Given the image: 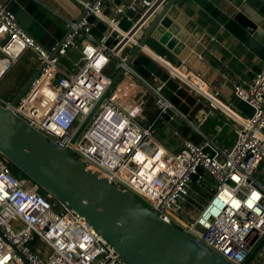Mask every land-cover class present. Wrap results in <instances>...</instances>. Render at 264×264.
<instances>
[{
    "label": "built area",
    "instance_id": "1",
    "mask_svg": "<svg viewBox=\"0 0 264 264\" xmlns=\"http://www.w3.org/2000/svg\"><path fill=\"white\" fill-rule=\"evenodd\" d=\"M14 1L0 0V82L28 51L37 56L38 75L16 106L14 100L2 96L0 106L13 111L100 178L123 192L130 191L204 247L232 264H245L264 237V179L257 175L259 168L264 171V64L251 80L234 85L235 95L253 110L243 118L218 99L202 75L188 69L183 72L170 61L160 60L172 76L188 83L193 95L239 122L229 148H219L193 125L189 116L162 94L163 84L150 83L128 65L124 78L75 137L128 59L125 48L138 43L142 27L134 25L122 37L118 35L114 48L107 46L111 33L119 30L117 16L130 9L140 13L141 19L149 18L168 0H130L117 6L116 16L110 18L104 8L113 0H79L83 16L70 21L65 41L51 49L42 47L19 25L10 10ZM91 15L109 24L98 41L93 23L88 21ZM71 49L78 50L82 60L75 72L61 65ZM113 57L122 61L116 63ZM112 64L116 66L113 72ZM144 90L155 95L158 111L149 124L142 122ZM168 108L190 121L202 141L186 139L177 152H171L156 137L158 121ZM173 133L180 134L178 130ZM39 188L25 173L16 176L0 150V264H24L21 254L29 264H128L85 217L50 192L39 194ZM35 235L48 254L34 250Z\"/></svg>",
    "mask_w": 264,
    "mask_h": 264
},
{
    "label": "water",
    "instance_id": "2",
    "mask_svg": "<svg viewBox=\"0 0 264 264\" xmlns=\"http://www.w3.org/2000/svg\"><path fill=\"white\" fill-rule=\"evenodd\" d=\"M191 3L197 4L264 61V0H168L153 16L142 19L140 13L128 9L117 16L119 30L111 33L107 46L114 48L118 35L122 37L134 25H137L136 28L142 27L140 33L143 34L137 37L138 43L133 49L130 46L125 48L128 59L117 69L92 112L80 124L75 137L109 92L124 78L127 65L132 68L137 65V72L147 81L156 78L163 84L162 94L171 103L178 98L185 108L179 109L172 104L183 114L189 116L192 109H204L203 102L190 92L188 83L172 76L160 62L166 59L183 63L212 82L216 89L223 82L222 76L215 79L218 73L201 57L211 36L205 35L186 14L180 12V6L186 5L188 8ZM10 10L19 25L45 49L60 45L70 33L64 34L61 28H55L53 20L34 1L16 0ZM88 21L94 23L96 17L91 15ZM37 75L38 72L14 99V106L29 90ZM184 121L168 108L159 119L158 126L169 125L171 134ZM0 150L10 160L14 170L22 171L40 185L39 194L44 195L48 191L68 208L85 217L128 264H232L201 245L192 235L163 219L157 210L149 208L130 191L123 192L100 178L81 160L67 150L58 148L13 111L1 106ZM199 172L202 173L203 169H199ZM37 239L35 235L32 243ZM258 253H264V237L245 264H253ZM21 258L24 264H29L22 254Z\"/></svg>",
    "mask_w": 264,
    "mask_h": 264
},
{
    "label": "crops",
    "instance_id": "3",
    "mask_svg": "<svg viewBox=\"0 0 264 264\" xmlns=\"http://www.w3.org/2000/svg\"><path fill=\"white\" fill-rule=\"evenodd\" d=\"M1 1L7 2L9 0ZM29 1H34L38 7L53 20L54 27L61 28L64 34L69 31L70 21L78 20L83 15V8L79 0ZM129 2L130 0H113V2H110L105 6L104 14L108 18L114 17L116 16L117 6L127 5ZM186 7V5L180 6V12L186 14L190 21L194 22L198 28L203 30L205 35L207 34L211 36L210 43L205 47V50L201 55L202 59L210 66V68H213L218 73V76L215 79L219 76H222L223 78V82L217 89L212 86V82L205 80L208 82L212 92L217 93L218 99L230 104L240 117H249L253 110L235 95L234 85L240 80H251L264 64V61L256 56L224 27L220 26L197 4L191 3L190 7ZM108 29V23L95 21L93 23V34L96 41L102 38L107 33ZM142 34L140 33V36H138L141 37ZM189 35L191 36L192 34L189 33ZM76 57L81 58L79 51L71 49L68 57L62 59V67L69 70L64 63V60L67 59L72 62ZM171 63L175 66H179L180 70L183 72H186L187 69V72L193 71L183 63H175L174 61ZM36 70L37 66L34 71L35 73ZM149 82L157 84L159 81H157L156 78H152ZM201 101L204 104V109H192L189 113L190 121L202 133L212 139L219 148L225 149L231 147L236 139V130L239 127V122L221 110L211 109L205 101ZM141 103L143 105L142 122L144 124H149L156 118L158 113L155 95L150 90H144L141 97ZM190 121H184L180 125L177 129L180 133L178 136H175L174 133L169 134V125H160L158 126L156 137L161 140L171 152H177L181 143L186 139L201 142L203 139L202 135L192 126ZM257 175L260 179H264V171L260 170V168ZM32 245L34 250L43 255L48 254V248L38 239L34 241ZM254 264H264V253L256 255Z\"/></svg>",
    "mask_w": 264,
    "mask_h": 264
},
{
    "label": "rangeland",
    "instance_id": "4",
    "mask_svg": "<svg viewBox=\"0 0 264 264\" xmlns=\"http://www.w3.org/2000/svg\"><path fill=\"white\" fill-rule=\"evenodd\" d=\"M64 63L69 70L75 72L77 65L82 64V60L80 57H76L74 61L71 62L66 59ZM37 64V56L32 51L26 52L22 59L12 68L4 79L1 80L0 96L8 100H14L32 80ZM172 103L179 109L185 108L178 98H174ZM197 187V184H194L193 189H197ZM145 204L148 205L147 203Z\"/></svg>",
    "mask_w": 264,
    "mask_h": 264
},
{
    "label": "trees",
    "instance_id": "5",
    "mask_svg": "<svg viewBox=\"0 0 264 264\" xmlns=\"http://www.w3.org/2000/svg\"><path fill=\"white\" fill-rule=\"evenodd\" d=\"M131 48L133 49L134 46H132ZM113 60H114L116 63H120V62L122 61V58H121V57H113ZM133 68H134L136 71L138 70V66H137V65L133 66ZM115 70H116V66H115L114 64H112L111 67H110V71L113 72V71H115ZM12 171H13V173H14L16 176H19L20 174L23 173L22 171H20V170H14L13 168H12ZM145 205H146V204H145Z\"/></svg>",
    "mask_w": 264,
    "mask_h": 264
}]
</instances>
